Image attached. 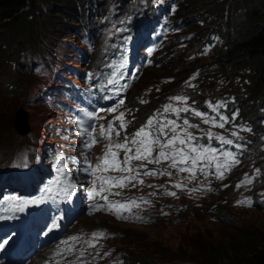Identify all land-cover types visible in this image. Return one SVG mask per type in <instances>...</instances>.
Masks as SVG:
<instances>
[{"label": "rangeland", "instance_id": "obj_1", "mask_svg": "<svg viewBox=\"0 0 264 264\" xmlns=\"http://www.w3.org/2000/svg\"><path fill=\"white\" fill-rule=\"evenodd\" d=\"M116 0H108L106 8ZM199 4H205V0H191ZM38 7L46 9L44 4H39ZM178 5H174L168 0H149L143 2L133 13L128 15L114 16L110 12H105L104 15L98 20L100 24L113 30L117 27H127L129 25L128 19L130 16L140 14L147 10L154 14L159 20L164 14L168 16L169 21L175 20L171 15L176 11ZM201 7H198L200 10ZM197 9V10H198ZM190 12H186L185 15ZM177 18V17H176ZM180 21V19H178ZM183 20H186L183 18ZM63 25L56 24V21L50 23L39 21V26L42 30L34 27H17L14 30L8 29L5 23L0 22V87H7L9 84L21 87L19 93L14 89L13 94L7 97L4 108H1L0 117L2 125L0 124V163H8L16 153L22 148H30L34 146L40 153L41 149H45V145L51 144L55 141L54 136L47 135L46 126L52 123V111H49L40 101L26 102V99H33L37 93L43 92L45 87H48L52 80L55 78L54 70L66 71L69 66L77 69L81 68L78 63H81L78 56L73 55L72 50L67 51L64 49V40L58 41L59 38L67 37L69 44L77 45V39L70 34L66 33V22ZM75 27V25H71ZM178 35L183 36L185 42L178 46L172 45L175 51H180V54L171 63L172 67L183 68L181 56L184 50L188 47V43L192 36L191 30H183L173 28V33L170 36V41ZM55 38L54 42H51ZM101 43L103 41L99 40ZM37 42L42 44L51 42L47 51H43L38 47ZM13 43L16 47H12ZM37 43V44H36ZM79 47V46H78ZM80 48V47H79ZM53 52V55L50 54ZM171 51L166 49L164 55L160 58L162 61ZM56 55V56H55ZM56 61L54 68L50 69L49 66L45 67V62ZM83 65V64H82ZM91 65H89V68ZM16 72V75L13 73ZM68 77L73 76L68 70ZM164 73V70L154 67L146 71L140 80L134 85L132 92L139 91L142 95L148 96L156 94L155 92L147 91L148 84L153 83L156 78ZM191 86V88H190ZM0 88V89H1ZM11 88V87H9ZM190 89V92L187 90ZM179 90L183 91V95L189 99L192 105L196 106L202 113H206L209 117L216 118L223 115L227 118L228 122L225 123L223 128L218 126L213 127L217 136H223L226 139L233 141V148L235 149L236 160L238 161L237 170L228 178L231 181L240 176L247 160L255 153L253 149H247L245 142L250 137L249 126L254 123L253 121L243 120L238 114V110L234 109L230 117L225 114H219L218 110L223 108L227 98H231L229 93H222L217 95L215 101H211V95L203 93V89H196V85L184 84L180 82ZM166 91V90H164ZM2 92H0L1 96ZM23 94V96H22ZM164 95V96H163ZM167 93H160V100L170 99ZM155 99V98H154ZM42 100V98H41ZM219 105L216 111L213 112L212 108ZM55 108V107H54ZM56 109V108H55ZM150 109L142 107L139 113H147ZM20 115L18 118V127L20 131L12 126L14 115ZM22 114V115H21ZM235 116V119L232 117ZM26 118L27 130H25L22 120ZM49 117V118H46ZM236 135L233 136L232 133ZM45 142V143H44ZM238 146V147H237ZM262 160V159H260ZM264 165V163H263ZM200 194L198 189L187 186L177 188V197L190 199L193 195ZM235 191L231 188L223 195L210 197L204 201V206L220 203L224 195H228L231 201ZM224 209L225 222L224 224L217 223L213 218L200 219L186 218L183 219V214L186 209L185 203L179 202L170 214H166L167 220L154 221L156 215L147 209H143L138 213L129 215L122 212L126 219H118L114 212L110 211L108 206L99 205L97 214L93 218H85L81 216L78 223L74 224L70 231L81 230L85 233H100L107 231L109 235V244L115 245L119 249L129 250L132 257L148 256L155 264H215L213 260L208 259L206 250L214 248L218 245L225 249L227 243L231 240L232 231L242 228L248 235L255 233L264 239V212L256 210L255 208L241 209L235 207L234 204H225ZM214 207V206H213ZM96 206L83 208L80 214L89 213L94 210ZM102 214V215H101ZM203 214V213H202ZM92 215V214H91ZM90 216V215H89ZM173 218L177 219L173 220ZM179 219V221H178ZM148 222L152 221L147 226H134V222ZM154 221V222H153ZM242 233V232H241ZM63 253L62 249L58 246L54 247L50 252H44L38 255L35 259L37 264H51L52 261ZM43 255V256H42ZM116 255H114L115 257ZM224 260L230 257L224 252L221 256ZM39 259V260H38ZM41 259V260H40ZM43 259V260H42ZM117 261L118 257H115ZM131 258L124 259V264H136L130 261ZM86 261V260H84ZM218 264V263H217Z\"/></svg>", "mask_w": 264, "mask_h": 264}, {"label": "trees", "instance_id": "obj_2", "mask_svg": "<svg viewBox=\"0 0 264 264\" xmlns=\"http://www.w3.org/2000/svg\"><path fill=\"white\" fill-rule=\"evenodd\" d=\"M116 1L123 7L128 0ZM168 1L178 5L171 15L172 18L175 17L173 23L177 29L191 30L193 36L184 49L186 53L183 52L181 56L183 68L171 66L180 54V51L173 49L157 67L164 70V73L148 84L147 91L163 90L172 94L180 88V82H184L187 86L194 83L197 90L203 89V93L216 99L217 95L229 93L231 98H227L225 103L229 113L232 114L237 109L243 120L254 122L249 126L250 137L245 144L247 149L250 147L255 151L250 160L264 170V0H205L203 5L191 0ZM107 2L108 0H0V22L11 30L25 26L42 30L38 24L40 20L48 23L56 21L60 25L65 20L66 33L73 35L71 25L85 27L95 24L104 15ZM40 3L46 9L38 7ZM198 7H201L200 10ZM186 12L190 13L185 15ZM178 37L181 43L185 42L183 36ZM69 38L58 39L59 42L66 39V44L63 45L66 51L72 50L71 44L67 45L66 42ZM54 41L55 38L51 42ZM51 42L37 43L40 49L47 51ZM12 47H16V44L13 43ZM14 89L19 93L21 87L12 83L0 89L1 108H4L2 103L8 102L6 99L13 94ZM28 101L26 99L24 103ZM19 116L15 113L12 123L17 129ZM2 119L0 117L1 125ZM22 122L27 130L25 119ZM1 132L3 129L0 134ZM212 206V209L211 205L204 204L199 207L187 206L183 219L203 217V220L207 217L208 210L219 209L216 204ZM255 207L258 205L255 204ZM216 218L219 220L220 217ZM220 224H224V221ZM230 231L233 236L225 249L218 245L206 250L210 261L213 260L215 264H264L262 236L255 233L248 235L242 228H232ZM121 252L128 263V258H131L132 263L155 264L148 256L137 258L132 257L129 250L121 249ZM224 252L230 259L221 258Z\"/></svg>", "mask_w": 264, "mask_h": 264}, {"label": "snow or ice", "instance_id": "obj_3", "mask_svg": "<svg viewBox=\"0 0 264 264\" xmlns=\"http://www.w3.org/2000/svg\"><path fill=\"white\" fill-rule=\"evenodd\" d=\"M173 99L179 103H186V98L183 97H173ZM122 103V101H121ZM210 108H212V111L215 112L217 107L219 105L213 107L212 105H209ZM188 111H194V115L196 116H202L204 118L205 123L211 122V124L216 127L223 128L225 126V123L228 122L227 118L223 115H220L218 117V121L216 118L209 117L206 113H201L199 111L191 110L189 108H174L172 105H166L164 107V112L168 113H174L178 114L180 112H188ZM123 114H121V117L118 119L121 120V123L119 125V129L122 130L125 127V124L123 122ZM232 119H235V116L232 117ZM157 120L158 117H150L148 121L142 125L131 137V145L135 146V152L133 153L132 147L129 145V137H124L123 143H116V144H109L108 145V151L104 154L102 157V163L99 165V169L101 171H109V170H119V171H125V172H131L134 171V169L129 168V162L133 159L135 160H145L149 159V157L152 156V151L154 147L159 148L155 160H149V162H156L159 163L164 160H171L170 167L177 168L178 165H184L182 167H179L180 172L188 171L193 176L196 173L197 166H200L201 172H203L204 167L212 166L213 161H215V169L216 173L219 176L223 175V172L226 171L229 167H231V164L234 162H238L235 160V154L231 151H227L224 148H215L212 147L209 144L201 145L197 143V137L193 136L191 133H188L184 130V128L181 127V125H178L175 120H159V126L157 127ZM183 125L188 127H194L195 125L189 124L188 119H184ZM180 129L178 132L177 129ZM168 129V131H166ZM115 131V134L117 136L120 135V131L114 128L112 123H109L107 126V132H105V129L103 126H101L100 135L105 136L109 140H111L112 133ZM170 133H173L170 135ZM233 136L236 135L235 132L232 133ZM208 139L211 140L213 138V135L211 132L207 133ZM163 139V142L161 140ZM215 139L221 144V145H229L233 146V141L230 139H226L223 136H217ZM96 140L93 139L91 144L87 145L88 147H91L92 144H95ZM181 145L182 147H175L176 144ZM116 149H123L125 151V157L123 161L121 162L118 159V155L116 152L112 151V148ZM238 147V146H237ZM166 149H171V151H166ZM231 158V160L229 159ZM190 161V165H189ZM122 164V166H121ZM139 174V173H137ZM146 175L151 174L155 175L156 173L153 171L151 173L146 172ZM103 183L110 184V186L115 187H124L125 182L131 183L133 180H135V176H120V177H101L100 178ZM246 182L251 183L250 180H247ZM139 183H143L142 181H139ZM239 186V185H238ZM179 187V185H177ZM105 191L104 188H101V192ZM99 193H94V195H98ZM171 195H175V193H169ZM105 202L107 203V197H104ZM30 203H39V201H31ZM132 203H135V201H132ZM109 210H112L114 214L117 216L118 219H126L127 217L122 215V211L128 210L127 204H109L108 205ZM119 209V210H117ZM55 227V225H54ZM104 233H93V239H99L103 238ZM73 240L76 239V237L72 238ZM3 245L0 244V247ZM89 246L94 247L95 245L90 241ZM83 255V253H81Z\"/></svg>", "mask_w": 264, "mask_h": 264}, {"label": "clouds", "instance_id": "obj_4", "mask_svg": "<svg viewBox=\"0 0 264 264\" xmlns=\"http://www.w3.org/2000/svg\"><path fill=\"white\" fill-rule=\"evenodd\" d=\"M187 91L190 92V93H192L190 90H187ZM165 93H167V92H165ZM178 93H183V91H181V90L178 89L177 92L172 93L170 95H176ZM215 99H216V97H211V101H213ZM147 107L148 108L155 107V101L151 100V103L148 104ZM226 110H227V108H226ZM209 126L210 125H208V124H205L204 125V127H209ZM250 166L256 167L257 165H255L252 162V160H250V159L247 160L246 165H245L242 173L240 174V176L242 174L251 173L253 171V168L250 167ZM237 168H238V166L235 169H233V172L232 173H234L237 170ZM228 175H229L228 173L226 175H224V178H226ZM239 177H237V178H239ZM226 180L227 181H224L222 183V184L225 185V188L224 189H220V191L217 189L213 193L212 192H209L208 193V191H209V189H208L207 191L203 192L202 199L198 203H193V200L192 199H187L186 200L184 197L183 198H179L178 200L168 199V202L170 204L177 205L179 202L185 203V201H186V209H185V212H186L187 206L199 207L202 204H204V201L207 200L208 198L215 197V196H218L219 197L220 195H223L224 193H226V191H228L229 188H231V191L232 192L235 191V194L233 195L231 201L229 200L228 195H224L222 197V199L219 201L220 203H217L216 204V205H218V208L219 209H216L215 211H211V209L213 207L211 205V207H210L211 209L208 210V215H207L206 218H213L217 223H220V222H223V221L225 222L224 209H222V207H224L225 205H222L221 204L222 202H224L225 204H229V205L232 203V204H234L235 207H238V208H241V209H246V208H255V209H257L258 208L259 210H261V211L264 212V207L262 206V204L264 203L263 202L264 195H261L260 194L261 191H264V186L259 187L256 190L251 189L249 191V195H247V194H241L243 192L242 191V188H243V185L244 184H241L239 186L240 187V189H239V188H237L235 186V181L234 180L233 181L232 180L231 181H228V178ZM255 204H257L258 207H255ZM216 217H220L219 220H217ZM178 221H179V219H178Z\"/></svg>", "mask_w": 264, "mask_h": 264}, {"label": "bare ground", "instance_id": "obj_5", "mask_svg": "<svg viewBox=\"0 0 264 264\" xmlns=\"http://www.w3.org/2000/svg\"><path fill=\"white\" fill-rule=\"evenodd\" d=\"M74 55L76 56L77 54H74ZM18 118H19V117H18ZM18 130L20 131L19 127H18ZM103 242L106 243V244H109V238L104 239ZM98 250L100 251V254L97 255V258H98V260H99V264H105V261L102 260V259L105 257V252H103V250H102L101 247H99ZM42 256H43V255H42ZM38 260H39V259H38ZM40 260H41V259H40ZM42 260H43V259H42ZM63 264H69V263H68V262H65V263H63Z\"/></svg>", "mask_w": 264, "mask_h": 264}, {"label": "water", "instance_id": "obj_6", "mask_svg": "<svg viewBox=\"0 0 264 264\" xmlns=\"http://www.w3.org/2000/svg\"><path fill=\"white\" fill-rule=\"evenodd\" d=\"M24 119H25V121H26V118L25 117H23Z\"/></svg>", "mask_w": 264, "mask_h": 264}]
</instances>
